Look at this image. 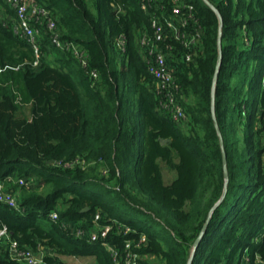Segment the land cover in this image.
Masks as SVG:
<instances>
[{"label": "trees", "instance_id": "1", "mask_svg": "<svg viewBox=\"0 0 264 264\" xmlns=\"http://www.w3.org/2000/svg\"><path fill=\"white\" fill-rule=\"evenodd\" d=\"M33 1L50 12L62 39L82 50L76 58L58 49L41 28L44 56L34 68L32 47L14 33L15 11L0 0V182L19 194V209L0 204V228L46 264H68L64 257L117 264L104 242L122 259L127 241L145 257L139 264H188L225 189L217 121L227 194L193 264L264 261V92L257 102L264 88V0H209L224 22L215 118L219 18L203 0H179L188 6L185 37L177 40L165 28L155 45L174 72L182 121L163 108L169 101L140 45L145 35L154 42V17L180 25L175 0H149L147 10L141 0ZM120 36L124 53L116 48ZM165 168L174 175L170 183ZM96 220L114 225L106 239L74 233L95 230ZM0 250V264H22Z\"/></svg>", "mask_w": 264, "mask_h": 264}, {"label": "built area", "instance_id": "2", "mask_svg": "<svg viewBox=\"0 0 264 264\" xmlns=\"http://www.w3.org/2000/svg\"><path fill=\"white\" fill-rule=\"evenodd\" d=\"M4 1L10 6L12 10L15 11L16 14V23L13 28L14 33L25 40L34 51V59L32 61L34 68L40 65L44 56L41 45V28H45V30L48 32L52 45L64 52L72 53L76 58H80V53L82 50L81 47L73 42H65V40L62 39V35L57 30L56 22L50 18V12L46 8L35 4L33 0ZM141 2L143 9L147 10L150 5L148 4L149 0H141ZM175 3H177V6L173 10V16H175L180 25L177 26L178 23L174 18L165 19L164 22H161L159 18L154 17L152 23L154 30V42L151 44L150 39L145 35L141 38L140 45L145 49V51L147 50L145 59L149 65V74L154 77L158 90L165 91L166 97L169 101L166 104H163V108L170 111L176 120L182 121L186 118V115L183 108L175 102V96L172 93L174 86V72L167 64L168 56L163 53L162 50H160L159 46L155 45V43L164 41L165 28L170 29L177 40H182V38L185 37L182 35L180 27H184L186 25V21L185 19L183 20L182 17H185L188 6H185V4H180L179 0H175ZM126 47L127 43L125 36H120L116 41V48L124 53L126 51ZM189 58L190 57H188L187 60H189ZM82 64L85 69H87V63L82 61ZM91 75L93 78L97 76L95 71H92ZM174 88H176V86ZM19 185L29 186V183L21 180L19 181ZM0 204L6 205L11 209H19V195L14 192H7L3 182H0ZM50 217L54 221L58 220L57 213H52ZM96 218L98 220L100 216L97 215ZM96 224L95 230L90 231L89 233H86L79 228H76L74 233L78 237L87 238L88 235V239L94 242L99 239H106L114 226L113 224L104 226L99 224L98 221ZM72 228L74 227L72 226ZM129 232L130 228L125 227L124 233ZM6 240H8L12 258L20 260L25 264H46L41 253H35L31 249H22L17 241L11 240L9 238V231L7 227L3 226L0 228V249ZM144 242L145 238H142L139 241L138 246ZM104 243L105 247L113 254V260L117 264H139V259L145 258L133 251V243L131 241L126 242V254L122 259L119 258L120 254L113 245L107 244L106 242ZM256 264H264V261L260 257H257Z\"/></svg>", "mask_w": 264, "mask_h": 264}, {"label": "water", "instance_id": "3", "mask_svg": "<svg viewBox=\"0 0 264 264\" xmlns=\"http://www.w3.org/2000/svg\"><path fill=\"white\" fill-rule=\"evenodd\" d=\"M218 16L219 18V22H220V31H219V40H218V45H219V61H218V66H217V69H216V73H215V78H214V88H213V97H212V109H213V116L215 118V86H216V83H217V80H218V77H219V73H220V69H221V64H222V60H223V51H222V27H223V18H222V15L220 14L219 10L217 9V7L215 5H213V3H211L209 0H203ZM216 128H217V131H218V135H219V138H220V143H221V148H222V152H223V163H224V175H225V189H224V193H223V196L222 198L219 200V202L214 206V208L211 210L210 214H209V217L206 221V224L204 225L199 237L197 238L196 242H195V245H194V250H193V253L191 255V258L188 262V264H193V258H194V254L196 252V250L198 249L203 237L205 236L206 234V231H207V228H208V225L211 221V218H212V215H213V212L215 211V209H217V207H219V205L223 202L226 194H227V185H228V182H229V171H228V160H227V154H226V150H225V147H224V139H223V135L221 133V131L219 130V126H218V123L216 121Z\"/></svg>", "mask_w": 264, "mask_h": 264}, {"label": "rangeland", "instance_id": "4", "mask_svg": "<svg viewBox=\"0 0 264 264\" xmlns=\"http://www.w3.org/2000/svg\"><path fill=\"white\" fill-rule=\"evenodd\" d=\"M0 13H1V16H2V14H3V10H2V8H0ZM116 51H117V49H116ZM253 66V65H252ZM245 70H244V67L241 69V73H243ZM250 77H252V74H250V76H249V80L247 81V83H246V85H245V87L243 88L245 91H248L249 90V88H250V85L252 84V79H250ZM259 93H258V96H257V102L259 103L260 102V99H261V96H262V93L264 92V88H263V86H261V90H259L258 91ZM252 111V106L250 107V109H249V112H251ZM249 126L247 125V127H246V131L247 132H249V128H248ZM164 176H165V180H166V182L167 183H170L172 180H173V178H174V175H173V173L172 172H170L168 169H166L165 168V170H164ZM79 263V262H78ZM81 264H91L92 262H89V261H86V262H80Z\"/></svg>", "mask_w": 264, "mask_h": 264}, {"label": "crops", "instance_id": "5", "mask_svg": "<svg viewBox=\"0 0 264 264\" xmlns=\"http://www.w3.org/2000/svg\"><path fill=\"white\" fill-rule=\"evenodd\" d=\"M1 16V14H0ZM4 13L2 14L1 17H4ZM15 20V18L13 19ZM18 194V193H17ZM19 195V194H18ZM2 247L4 248H7L8 251H9V254L11 256V253H10V248H9V244H8V240L4 241V243L2 244ZM0 253H1V250H0ZM12 257V256H11ZM68 264H81L80 262H86V261H89V262H93L92 261V258L91 257H84V258H76V257H64L63 258ZM19 262H21L22 264H25L23 263L22 261L18 260ZM79 262V263H78ZM94 263V262H93Z\"/></svg>", "mask_w": 264, "mask_h": 264}]
</instances>
